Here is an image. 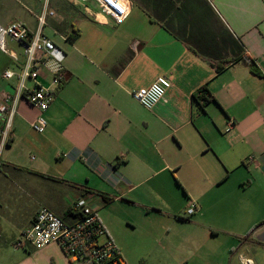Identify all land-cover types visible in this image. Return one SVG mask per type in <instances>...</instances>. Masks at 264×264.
Listing matches in <instances>:
<instances>
[{
  "label": "crops",
  "instance_id": "1",
  "mask_svg": "<svg viewBox=\"0 0 264 264\" xmlns=\"http://www.w3.org/2000/svg\"><path fill=\"white\" fill-rule=\"evenodd\" d=\"M45 9L55 12L47 15L45 34L65 41L57 44L66 73L44 132L32 128L38 110L25 99L13 118L1 163L34 206L16 239L43 206L76 221L74 204L85 197L128 264L130 240L121 230L135 231L143 215L168 223L165 239L172 224L191 227L195 232L185 239L203 264H241L238 252L264 248V0H131L122 23L92 1L0 0V24L22 21L36 30ZM63 12L68 22L59 30ZM74 28L78 36L70 41ZM18 45L22 50L0 48V93L14 94L20 81L27 58ZM6 69L16 75L3 77ZM159 76L172 85L147 109L131 91ZM50 79L44 68L41 82ZM204 86L203 105L193 94ZM170 198L186 199L184 212L195 202L196 211L182 216ZM4 218L0 201L1 223ZM217 241L230 251L228 262L218 261ZM22 249L15 264H71L54 242Z\"/></svg>",
  "mask_w": 264,
  "mask_h": 264
},
{
  "label": "built area",
  "instance_id": "2",
  "mask_svg": "<svg viewBox=\"0 0 264 264\" xmlns=\"http://www.w3.org/2000/svg\"><path fill=\"white\" fill-rule=\"evenodd\" d=\"M69 1H92L101 13L110 16L116 23H122L131 13V0ZM54 14L53 10L45 9L38 18L36 30L29 29L22 21H14L7 26L0 24L1 50L9 51L6 45V39L9 38L24 47L27 58L19 75L20 81L15 93L9 94L6 91L0 93V152L11 139L13 118L21 99L27 100L38 110V116L31 123L35 131L42 133L48 125L46 112L55 98L58 87L65 80L66 73L65 52L44 32L47 15ZM11 55L16 58L14 53ZM44 68L50 72L51 79L48 84L40 80ZM15 75L12 69L3 72V77L7 79ZM29 79L34 82L30 88L26 84ZM171 85L170 78L159 76L150 85L133 89L131 94L145 108L153 109ZM196 207V203L193 202L186 210V216L192 215ZM74 208L78 217L76 221L68 222L49 207H41L33 224L22 230L15 245L25 248L32 244L40 249L49 243H57L71 264H128L120 247L106 236L107 230L91 202L82 197L75 202ZM238 258L241 264H259L242 251L238 252Z\"/></svg>",
  "mask_w": 264,
  "mask_h": 264
},
{
  "label": "rangeland",
  "instance_id": "3",
  "mask_svg": "<svg viewBox=\"0 0 264 264\" xmlns=\"http://www.w3.org/2000/svg\"><path fill=\"white\" fill-rule=\"evenodd\" d=\"M66 6L71 8L73 6L82 7L81 5L74 3H66ZM91 7H93V5H91ZM46 33L51 34L59 45H65V41L59 38V36L52 35L50 30H46ZM6 45L8 49L14 48L16 50H22L18 43L11 41L9 38L6 39ZM30 111H33V109L28 108L29 113ZM5 148L6 147L0 152V159L6 157ZM29 155L33 156L34 153L30 152ZM14 178H16V176H13V170L11 167L1 163L0 201L2 202L3 210L6 213L7 218H4L2 223L0 222V225H2L5 231V233L0 232V264H15L21 259L22 256L18 250L23 249L15 245L16 240L20 236L19 235L16 239V227H18L34 207L33 202L30 201L28 196L22 193L18 188V184L14 181ZM170 199H172V202L170 203L177 206V210L181 212L183 216V214L186 213L184 212V209H182L181 204V201L184 198H181V200H178L177 198ZM134 210L142 214L143 209L142 207H135ZM139 225L140 227L133 232L121 230V233H127L126 237L130 240L131 264H203L200 261V254L194 255L196 246L193 245L192 241L185 239L194 234L195 231H192L191 227H186L182 223H176V225L172 224L170 226L172 229L169 234V239H165L162 238V235H164L168 229V223L165 222V220L155 222L143 215L142 218L139 219ZM148 233H151L155 237L151 239ZM155 238L158 240L155 241ZM218 242L219 241L215 244L220 248L219 244L221 243ZM207 252H209V250H206L205 254H207ZM219 252L221 255L219 256L218 261L220 263L228 262V259L225 258L227 252H229V256L231 255L230 251H227L224 247L223 249L220 248ZM248 254L257 261L264 262V248L258 245H252L248 248Z\"/></svg>",
  "mask_w": 264,
  "mask_h": 264
},
{
  "label": "trees",
  "instance_id": "4",
  "mask_svg": "<svg viewBox=\"0 0 264 264\" xmlns=\"http://www.w3.org/2000/svg\"><path fill=\"white\" fill-rule=\"evenodd\" d=\"M58 9H60V8L58 7ZM61 9H62V8H61ZM75 9H76V8H75ZM63 10H64V8H63ZM63 14H64L63 22L60 23V24L57 26L59 30H62L63 28H65L64 26H66V24H64V23L68 22V20H66L68 16H67L66 13H64V12H63ZM77 36H78V31L74 28L73 31H72L67 37H68V39H69L70 41H73V40H75V38H76ZM251 70H252L253 72H255L256 74L262 75L261 70L259 69V67L257 66V64H256L254 61H251ZM63 82H64V81H63ZM62 84H63V83H62ZM62 84H61L58 88H60V87L62 86ZM207 92H208V90H207V88L204 86V87L200 88L196 93L193 94V98H194L195 100L199 101V102H202V104L204 105L205 102H206L207 100H209V97L206 95ZM212 98H213V96H212ZM213 99H214V98H213ZM52 179H53V178H52ZM103 196H104V198H105L106 200H110V199H111V198L108 197V196H105V195H103ZM248 235H249V234H248ZM248 235H247V236H248Z\"/></svg>",
  "mask_w": 264,
  "mask_h": 264
}]
</instances>
